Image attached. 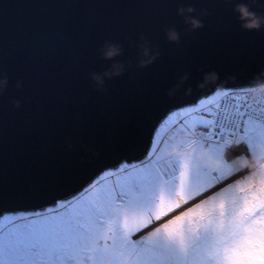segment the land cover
<instances>
[{"label": "water", "instance_id": "water-1", "mask_svg": "<svg viewBox=\"0 0 264 264\" xmlns=\"http://www.w3.org/2000/svg\"><path fill=\"white\" fill-rule=\"evenodd\" d=\"M237 5L264 16V0H0V189L92 170L146 106L159 114L264 79V27L243 28ZM106 43L119 54L103 58ZM141 46L155 55L144 66ZM113 64L123 71L98 89L91 74ZM206 73L217 80L197 87Z\"/></svg>", "mask_w": 264, "mask_h": 264}, {"label": "snow or ice", "instance_id": "snow-or-ice-1", "mask_svg": "<svg viewBox=\"0 0 264 264\" xmlns=\"http://www.w3.org/2000/svg\"><path fill=\"white\" fill-rule=\"evenodd\" d=\"M233 107L227 116L232 134L242 135L251 145L256 121L244 105ZM196 108L194 103L176 111ZM176 111L157 114L153 105L143 108L88 172L66 173L57 181L22 192L0 189V219L30 214L23 218L21 228H0V264H114L119 250L126 252L133 264H264V205L246 201L235 213L232 228L248 224L249 219L252 223L246 229L249 235L245 242L234 248L222 247L218 237L192 243L184 220L186 216L203 215L197 211L200 205L162 222L181 207V202L188 204L229 184L234 176L225 172L206 173L207 183L189 193L184 188L188 172L181 162L175 193L180 199L169 197L166 203L157 202L143 223L136 222L140 210L153 204L156 188L165 177L152 156L158 148L160 130ZM198 124L215 127L216 121L204 118ZM222 130L223 125L217 128V132ZM69 189L72 191L68 195H59ZM22 202L40 203L31 210L11 207ZM216 206L223 211V201ZM119 210L127 215L121 216ZM249 213L254 215L250 217ZM252 240L254 248L249 247Z\"/></svg>", "mask_w": 264, "mask_h": 264}, {"label": "rangeland", "instance_id": "rangeland-1", "mask_svg": "<svg viewBox=\"0 0 264 264\" xmlns=\"http://www.w3.org/2000/svg\"><path fill=\"white\" fill-rule=\"evenodd\" d=\"M219 94H214L208 98H204V104H199V102L196 103L197 108L204 107L206 104H212L217 101V97ZM202 100V99H201ZM189 108V107H185ZM197 108L195 110H197ZM194 110V111H195ZM194 112L188 111V112H179L176 111V114L172 116L171 120H169L168 124L171 122H174L177 118H183V120L187 119L190 115H193ZM194 116V115H193ZM167 124V125H168ZM166 126V125H165ZM165 127H163L160 130V135L157 138L158 146H159V152L157 154L160 155V150L163 147H166V140L162 138V133L164 132ZM259 132L260 135H257ZM252 135L254 137L253 143L250 145L248 141L242 136V140L246 143V145L249 147L248 153L251 154L252 151L255 150L254 146L256 143L260 142V136L264 135V128H262L261 125L256 123V126L252 132ZM196 145H202L201 143H198ZM194 145L193 147H195ZM210 152L215 156L218 153V147L211 143L209 147H207ZM244 155L246 154L245 151L242 152ZM246 156V155H245ZM153 157V156H152ZM159 157V156H158ZM194 157H186L185 159L188 161H191ZM230 158V157H226ZM154 160V158H152ZM225 166V162H224ZM231 168H235L234 165L230 164L227 167H222L220 170H218L217 174L220 172H225L229 174L233 170ZM188 172V178L186 179L184 183V188L187 192H195L198 191L201 187L204 186L205 183H207L208 177L205 175L206 173H213L212 171L205 169L203 167H198L197 172L193 173L190 170H187ZM245 178L248 179L250 182L255 181L254 175H245ZM179 180V179H178ZM239 181V183H236V181ZM232 181L229 185L224 186L220 188L219 190L215 191L214 193H220L219 196L217 195H209L211 199H204V203H197L195 206L190 207L189 209H197V205H200L201 207L197 209L198 212H202L203 215H193L189 218L188 227H184L185 231L189 233L190 239L192 240V243H196L197 240L200 239V241L204 239H213L214 237H219L220 240L223 242V244L226 247L234 248L242 245L245 242V237L249 234L247 233L246 229L248 227V224H251L252 221L249 219L248 224L241 223L238 227L232 228V222L233 217L235 213L241 208V206L247 201L250 203V201L254 198V200L251 201L250 204L253 205H262L264 204V168L260 169L259 176L256 180V187L253 188L249 193L243 194L241 197L240 204L234 202L230 206L226 205V202L233 201V199L238 198L237 196V190L242 186L241 179H237ZM178 181V185H179ZM241 184V185H240ZM178 188V187H177ZM222 190V191H220ZM177 189H173L170 181H162L159 183V185L156 188L155 196L153 197V204L152 205H146L144 208L140 210V214L136 217L137 223H143L144 219L147 217L148 212L150 208L157 204V202L166 203L169 197H173L177 200L178 197L175 196ZM208 196V197H209ZM227 199V200H226ZM226 200V202H225ZM218 201H223L224 203V209L223 211L220 210L216 205L218 204ZM189 209L187 212H189ZM264 214V213H262ZM28 215L27 213H20L16 216H9L7 218L0 219V228L6 229V230H13L15 228H21L23 227V218H26ZM254 213H249V216H253ZM22 219V220H20ZM247 219V218H246ZM259 219V218H258ZM20 220V221H19ZM264 227V226H261ZM200 241H197L199 243ZM250 248L255 247V241L252 240L249 243Z\"/></svg>", "mask_w": 264, "mask_h": 264}, {"label": "clouds", "instance_id": "clouds-1", "mask_svg": "<svg viewBox=\"0 0 264 264\" xmlns=\"http://www.w3.org/2000/svg\"><path fill=\"white\" fill-rule=\"evenodd\" d=\"M228 2V0H225ZM239 13V19L242 21V27L248 30L251 29H260L264 27V16H259L248 10L245 5H237L234 9ZM193 9L191 8H181L178 9V14L184 15L185 13H191ZM185 22L190 26L191 29L201 27V23L198 19L191 16H185ZM166 36L169 41L175 42L178 40L177 33L174 30H167ZM119 46L111 43H106L102 49V55L105 59H111L114 56L119 54ZM141 57L139 64L144 66L152 62L155 58V55H149L148 49L144 46H141ZM123 71V65L113 64L109 71H106L103 76L98 74H91V80L94 85L99 89L102 88L105 78H111L114 75H119ZM261 77H264V72L261 73ZM230 79H234L231 77ZM217 80L215 73H206L203 77V81L197 85L199 88H203L208 83H214ZM7 83L6 77H0V92H3ZM221 88L218 86L216 89V94H219ZM246 97L250 104H256L258 102H264V79L257 78L253 83L248 86L243 87L239 90ZM171 94V93H169ZM14 107H19V101L13 102ZM201 135L198 132L191 131L184 135H175L169 133L166 140V147L161 148L160 156L167 158L168 162L171 163L173 159H180L183 161L187 170L192 171L193 173L197 172L198 167H203L212 172H217L222 167H224V161L227 157V149L235 146H239L242 143L241 137H236L230 139L226 142V145L221 147L218 150L217 155H213L207 147L203 145H196L193 147L192 144L181 147L185 144V141H194L196 138ZM257 135H260L259 132ZM255 150L251 152L249 156H245L243 153L240 155L234 156L229 161L230 164L234 165L239 172H245L247 170L248 175H254L260 169L264 168V135L260 136V142L256 143L254 146ZM186 157H194L191 161L186 160ZM236 183H239L237 180ZM222 191V190H220ZM212 195L219 196L220 193H213ZM206 199H211V197H206ZM197 203H204L203 200L199 198L196 199ZM219 203V201H218ZM195 206V205H193ZM161 209L156 208V211L159 212ZM187 211V210H184ZM121 216H126L127 214L123 210H119ZM180 214H182L180 212ZM179 215V214H178ZM173 219L175 217H172ZM113 264V262H109ZM114 264H133L130 256L123 250H119L115 253Z\"/></svg>", "mask_w": 264, "mask_h": 264}, {"label": "bare ground", "instance_id": "bare-ground-1", "mask_svg": "<svg viewBox=\"0 0 264 264\" xmlns=\"http://www.w3.org/2000/svg\"><path fill=\"white\" fill-rule=\"evenodd\" d=\"M239 148H243V150H246L245 146H242V145H239L238 147L233 148L232 152L233 151L235 152L234 153L235 156L240 155L242 153V149H239Z\"/></svg>", "mask_w": 264, "mask_h": 264}, {"label": "flooded vegetation", "instance_id": "flooded-vegetation-1", "mask_svg": "<svg viewBox=\"0 0 264 264\" xmlns=\"http://www.w3.org/2000/svg\"><path fill=\"white\" fill-rule=\"evenodd\" d=\"M247 185H245L244 187H246Z\"/></svg>", "mask_w": 264, "mask_h": 264}]
</instances>
